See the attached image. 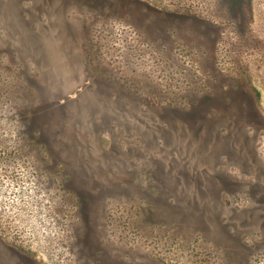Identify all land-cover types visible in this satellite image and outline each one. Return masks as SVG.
Masks as SVG:
<instances>
[{
    "label": "rangeland",
    "instance_id": "obj_1",
    "mask_svg": "<svg viewBox=\"0 0 264 264\" xmlns=\"http://www.w3.org/2000/svg\"><path fill=\"white\" fill-rule=\"evenodd\" d=\"M0 264H264V0H0Z\"/></svg>",
    "mask_w": 264,
    "mask_h": 264
}]
</instances>
